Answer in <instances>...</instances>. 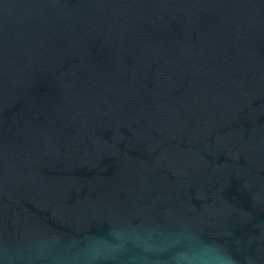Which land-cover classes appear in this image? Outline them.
Returning <instances> with one entry per match:
<instances>
[{"label":"water","instance_id":"water-1","mask_svg":"<svg viewBox=\"0 0 264 264\" xmlns=\"http://www.w3.org/2000/svg\"><path fill=\"white\" fill-rule=\"evenodd\" d=\"M0 264H264V0H0Z\"/></svg>","mask_w":264,"mask_h":264}]
</instances>
